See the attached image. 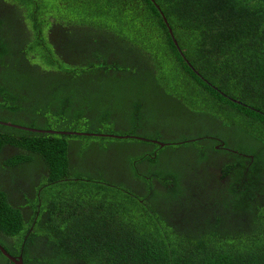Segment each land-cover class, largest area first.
I'll return each instance as SVG.
<instances>
[{
    "label": "trees",
    "instance_id": "1",
    "mask_svg": "<svg viewBox=\"0 0 264 264\" xmlns=\"http://www.w3.org/2000/svg\"><path fill=\"white\" fill-rule=\"evenodd\" d=\"M13 1L30 21L100 30L94 42L103 37L115 61L85 64L78 47L45 91L7 93L4 108L24 100L39 117L31 128L115 137L0 125V152L22 150L8 164L43 169L0 171L3 248L23 264H264V0ZM70 8L77 20L63 18ZM45 93L52 104L43 110ZM193 114L235 138L241 154L223 170L227 188L207 172L183 185L199 168L187 159L210 160L198 142L175 146L179 155L160 150L165 162L133 150L144 145L135 137L157 139L156 126L175 130ZM193 148L197 156L183 153ZM0 264L13 263L0 252Z\"/></svg>",
    "mask_w": 264,
    "mask_h": 264
},
{
    "label": "flooded vegetation",
    "instance_id": "2",
    "mask_svg": "<svg viewBox=\"0 0 264 264\" xmlns=\"http://www.w3.org/2000/svg\"><path fill=\"white\" fill-rule=\"evenodd\" d=\"M33 14L41 16L36 13V11H33ZM28 16V11L20 8L13 0H0V122L32 130H40L35 127L31 128L33 127L31 125L39 117L27 111L26 106L29 105L30 102L18 100L16 105L19 110L13 112L6 107L4 108L2 105V103H4L2 98L3 95L12 93V95L22 98V95L27 94L29 88H33L32 93L34 92L40 95L51 83L47 78L51 79L53 82L56 81V78L51 74L53 67L61 66L62 62H70V60L76 62L77 59L74 58L77 57L78 52L76 49H78V47L80 48V56H85L84 60H81L82 62H86L85 64H99L96 58L104 57L107 64L112 65L115 59L114 56L108 52V46L103 37L100 38L98 42H94L96 36H101L99 34L100 30L98 29H89L88 26L77 27L76 25L62 28L59 24L50 27V25H45L42 19L39 18L30 21ZM30 22L37 25L43 24V26H32ZM35 35H37V37H35ZM35 38L38 40L36 51L30 50V47L34 45ZM50 63L53 66L48 67L47 65ZM99 71L102 73L104 70L99 69ZM51 104L47 93L37 102V105L43 110L51 106ZM198 117L199 115L193 114L191 120L190 117L188 118L190 121L188 120L185 124L186 126H182L183 123L179 124L176 121V124H173L175 130H173L172 127L169 128V125L156 126L160 134L159 137L154 140L135 137L138 141H144V145L133 146V150L141 154L143 151L153 149L155 153L152 152V158L160 157V161L165 162V157L161 154H171V156L174 154L179 155V153L175 151L178 146L185 144L188 146L194 142H198L199 148H206L205 151L208 152V159H210L209 161H212V163L210 164L209 161H206L202 164H198L195 163L193 159H187L193 163L192 169L197 166L199 168H196L194 171L190 170L192 172L188 171L186 173L189 177L186 178L183 185H186L187 182L190 184L191 179H196V174L207 172L215 179L213 185H219L220 188H227L230 179L228 177L223 179V170L227 164L229 165V163L233 161V157H231L232 154H241L235 148L236 144L233 142L235 138L233 136L224 137L226 133L223 128L219 129L218 125H215L214 128H209L206 120L205 122L199 121ZM137 128H139L137 132L143 134L141 127L137 125ZM210 133L216 138L208 136ZM153 134L155 135L154 132ZM189 134H192V138L190 136L186 141H176L181 136H189ZM210 139L216 140L217 144L213 145V141ZM157 143L164 144V146H160ZM154 145L158 146V148L155 149ZM175 146L177 147L175 148ZM171 148L174 150L172 153L170 152ZM160 150L164 151H161L160 154ZM21 151L20 148L6 145L0 152V171L6 164L8 168L16 172L26 171L27 169L31 174L39 173V176L43 170L40 165L34 168L31 163L19 165L8 164V160ZM191 152H193V154H187ZM183 153L191 157L197 156V150L194 151V148L192 150L186 149ZM145 165L146 164L143 166ZM5 173L8 175L10 171L5 170ZM17 179L18 177H13V180ZM125 180L127 181V178H125ZM154 186V189H161L157 182H154ZM199 196L201 197L200 194ZM18 199H21V196H19ZM18 204H21L20 201H18ZM25 210L27 211L28 207L23 209V211ZM10 242L12 241L10 240Z\"/></svg>",
    "mask_w": 264,
    "mask_h": 264
},
{
    "label": "water",
    "instance_id": "3",
    "mask_svg": "<svg viewBox=\"0 0 264 264\" xmlns=\"http://www.w3.org/2000/svg\"><path fill=\"white\" fill-rule=\"evenodd\" d=\"M164 21L167 24L168 28H170V26H169L166 18H164ZM169 31H170L171 34L173 33L172 30H171V28L169 29ZM176 44H177V42H176ZM0 124L1 125H4V126L11 127V128L22 129V130H26V131L41 133V134L79 135V136H95V137H115V136L103 135V134H88V133H76V132H60V131H53V130H32V129H27V128H24V127H20V126L8 124V123H3V122H0ZM157 144H159L160 146H164V144H161V143H157ZM0 252L3 254V256H5L13 264H23L22 259L20 257L19 258H16V257L12 256L11 254H9L3 248V246L1 244H0Z\"/></svg>",
    "mask_w": 264,
    "mask_h": 264
},
{
    "label": "rangeland",
    "instance_id": "4",
    "mask_svg": "<svg viewBox=\"0 0 264 264\" xmlns=\"http://www.w3.org/2000/svg\"><path fill=\"white\" fill-rule=\"evenodd\" d=\"M55 4H56L55 0H52L51 1V7H55ZM79 15H80V12H78V10L72 9V8L67 9L66 11L63 12V18L67 19V20H71V21L73 19L77 20ZM117 32H118V30H117Z\"/></svg>",
    "mask_w": 264,
    "mask_h": 264
},
{
    "label": "clouds",
    "instance_id": "5",
    "mask_svg": "<svg viewBox=\"0 0 264 264\" xmlns=\"http://www.w3.org/2000/svg\"><path fill=\"white\" fill-rule=\"evenodd\" d=\"M9 253V252H8ZM10 254V253H9ZM13 256V255H12ZM19 258V257H18ZM22 259V258H21ZM22 262H23V260H22Z\"/></svg>",
    "mask_w": 264,
    "mask_h": 264
}]
</instances>
